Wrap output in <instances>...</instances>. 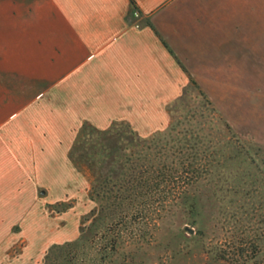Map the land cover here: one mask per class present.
Instances as JSON below:
<instances>
[{"label":"crops","instance_id":"0c3cea01","mask_svg":"<svg viewBox=\"0 0 264 264\" xmlns=\"http://www.w3.org/2000/svg\"><path fill=\"white\" fill-rule=\"evenodd\" d=\"M236 46L264 48V0H0V264L73 238L46 204L69 190L75 140L159 132Z\"/></svg>","mask_w":264,"mask_h":264},{"label":"trees","instance_id":"16d2710c","mask_svg":"<svg viewBox=\"0 0 264 264\" xmlns=\"http://www.w3.org/2000/svg\"><path fill=\"white\" fill-rule=\"evenodd\" d=\"M200 101L140 143L121 172L95 189L92 199L101 210L96 226L112 215L114 198L123 193L121 201L137 217L161 212V219L174 215L181 226H193L214 263L264 264V149L243 141L213 116L206 99Z\"/></svg>","mask_w":264,"mask_h":264},{"label":"rangeland","instance_id":"374dc122","mask_svg":"<svg viewBox=\"0 0 264 264\" xmlns=\"http://www.w3.org/2000/svg\"><path fill=\"white\" fill-rule=\"evenodd\" d=\"M247 41L253 44V40ZM218 57L215 66L219 68L208 71L211 80L201 81L209 84L194 82L198 97L189 108L203 97L216 119L226 122L243 141L264 149V48L236 46L229 55ZM157 133L141 136L142 140L137 135H107L106 143H119L123 147L119 150H106L103 143L87 141V136L75 140L69 157L71 163L79 165L70 166L69 190L61 198L51 196L46 204L49 217L70 218L75 225L74 236L52 243L38 264H222L205 258L204 241L193 235V226L186 224L193 229L189 232L174 215L161 219V212L149 213L153 218L137 217L129 202L121 201L123 193L114 198L112 215L96 226L101 210L92 199L95 189L107 177L117 176L125 157ZM24 245L25 241L18 238L7 248V260L20 253Z\"/></svg>","mask_w":264,"mask_h":264},{"label":"built area","instance_id":"2783aa9c","mask_svg":"<svg viewBox=\"0 0 264 264\" xmlns=\"http://www.w3.org/2000/svg\"><path fill=\"white\" fill-rule=\"evenodd\" d=\"M139 15H140V13H139L138 9L135 8V9L133 10V16H134V17H139ZM135 25L138 26L139 24H138V23H135Z\"/></svg>","mask_w":264,"mask_h":264},{"label":"water","instance_id":"95a60500","mask_svg":"<svg viewBox=\"0 0 264 264\" xmlns=\"http://www.w3.org/2000/svg\"><path fill=\"white\" fill-rule=\"evenodd\" d=\"M186 229H187L189 232H193V229L190 228L189 226H186Z\"/></svg>","mask_w":264,"mask_h":264}]
</instances>
